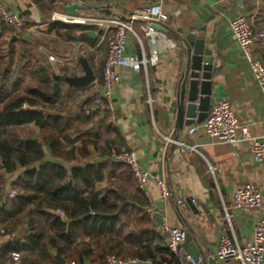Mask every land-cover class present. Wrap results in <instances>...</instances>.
Returning <instances> with one entry per match:
<instances>
[{
  "label": "crops",
  "instance_id": "0c3cea01",
  "mask_svg": "<svg viewBox=\"0 0 264 264\" xmlns=\"http://www.w3.org/2000/svg\"><path fill=\"white\" fill-rule=\"evenodd\" d=\"M1 1L7 11L18 13L23 21L21 28L4 25L11 31L4 39L7 47L14 48V58L19 49V42L14 40L22 38L29 43L27 55L33 56V68L42 65L50 74L51 104L40 103L31 108H51L53 115L68 117L75 125L80 124L77 116L82 102L98 91L110 30L52 21L51 17L56 14L70 19H127L144 7L161 11L166 16V21L159 25L164 31L154 30L156 25L144 30L142 21L132 24L133 33L129 34L125 48L127 65L117 70L119 84L112 90L113 112L92 113L91 120H86L78 131L91 133L96 143V148L93 145L87 148L89 161L101 162L104 158L101 149L106 144L133 152L150 175L145 188H138L146 197L147 209L154 215L153 219L149 217L153 227L160 232L163 225L184 230L176 215L177 206L203 252L202 264H207V258H212L213 264H222L215 258L220 239L239 246L251 240L254 224L264 217V205L262 209H239L234 206L232 196L248 185L264 195V161L252 160L249 142L232 148L199 129L189 135L187 130L198 126L209 111L196 110L194 124L186 125L187 85L182 110L179 90L185 54L182 41L191 34L203 40L216 64L212 77L214 101H228L240 126L251 137L264 138V96L229 30L231 20L246 16L255 34L264 33V0ZM73 2L86 7L78 11L76 18L62 11ZM255 50L264 64V38L256 41ZM38 53L43 60L35 64ZM48 56H53L55 61H49ZM134 60L141 62L137 69L130 66ZM42 71L39 69L36 75ZM88 74L93 81L83 85L82 79ZM29 83L35 85L33 81ZM26 84L28 78L22 85ZM28 127L35 129L33 125ZM76 135L72 134L73 139ZM163 137L194 146L196 152L180 154ZM80 161L77 154L75 162ZM6 179L8 183L12 181L10 176ZM156 179L164 181L169 192L167 199L160 198ZM186 198L193 200L192 210L177 204V200ZM159 201L164 202V209L158 212L163 217L162 224L155 218ZM16 236L22 238V234ZM6 242L7 237L0 235V246Z\"/></svg>",
  "mask_w": 264,
  "mask_h": 264
},
{
  "label": "trees",
  "instance_id": "16d2710c",
  "mask_svg": "<svg viewBox=\"0 0 264 264\" xmlns=\"http://www.w3.org/2000/svg\"><path fill=\"white\" fill-rule=\"evenodd\" d=\"M8 33L0 22V231L7 237L0 264H57L55 256L65 264H106L107 255L140 264H178L153 227L131 171L108 159L111 150L121 151L106 144L102 161H89L87 148L96 143L91 133L78 131L92 116L80 108L75 125L51 108H31L51 104L50 74L42 65L33 68L29 43L22 38L14 40L19 42L14 58L4 39ZM40 60L38 53L35 64ZM39 69L43 73L37 76ZM7 191L15 196L2 201Z\"/></svg>",
  "mask_w": 264,
  "mask_h": 264
},
{
  "label": "built area",
  "instance_id": "2783aa9c",
  "mask_svg": "<svg viewBox=\"0 0 264 264\" xmlns=\"http://www.w3.org/2000/svg\"><path fill=\"white\" fill-rule=\"evenodd\" d=\"M56 16H59L56 18ZM52 21H61L66 24H79L99 27L110 30V35L106 44V55L101 71V82L98 91L88 100L82 102L81 111L89 116L94 112L100 115L111 114L113 112V96L112 90L119 84V76L117 70L127 65L125 57V48L127 46L128 36L133 33L132 24L136 21L144 22V30H149L152 25H160L166 21V16L161 11H153L144 7L137 10L127 19L119 18H84L70 19L54 14ZM0 22L5 26H14L21 28L23 21L18 13L7 11L0 0ZM229 30L234 38L236 45L248 65L249 70L253 74L256 85L264 96V64L255 50L257 40L264 38V33L255 34L252 30L251 20L246 16H239L229 22ZM49 61H55L53 56H48ZM140 61L134 60L130 63L132 68L137 69ZM26 105H22L25 109ZM202 131L209 138L214 139L222 144L238 148L240 144L249 142L250 154L255 163L264 161V138L257 139L250 136L248 131L240 126L239 120L235 117L231 110V105L226 100H216L211 104L210 110L206 118L196 127H190L187 130L189 135L194 134L197 130ZM166 144H173L177 147L180 154H189L196 152L194 146H188L182 142L173 141L168 137H163ZM109 160L118 164L126 165L132 173L140 189H144L150 175L143 169L141 163L133 152L111 150ZM155 183L158 187L160 198L167 199L169 197L168 189L161 179H156ZM15 193L7 191L3 193L2 201L5 198H13ZM234 206L239 209H262L264 205V195L256 190L253 186H245L236 190L232 196ZM185 199L177 200L178 205H182ZM193 200H191L192 202ZM151 219L154 215L151 210H146ZM56 214L62 216L60 210ZM228 220V214L225 215ZM161 233L165 237V246L168 252L175 257L178 264H195L190 256H188L181 248L184 238V230L181 227H170L163 225ZM3 235V231H0ZM11 237H15L12 235ZM215 258L222 264H263L264 263V217H260L253 227L252 238L245 242L242 246L232 243L223 238L217 243L215 250ZM12 260L17 262L18 255L12 254ZM106 264H137L136 260L128 259L122 261L114 255L105 257ZM69 264H77L71 262Z\"/></svg>",
  "mask_w": 264,
  "mask_h": 264
},
{
  "label": "water",
  "instance_id": "95a60500",
  "mask_svg": "<svg viewBox=\"0 0 264 264\" xmlns=\"http://www.w3.org/2000/svg\"><path fill=\"white\" fill-rule=\"evenodd\" d=\"M86 7L78 2H73L62 8V11L71 18L78 17V11L85 10ZM156 31H164L159 25L153 26ZM185 47L184 54V69L182 73V80L179 90V109L183 108L185 88L187 85V104L185 106L186 125L194 124V117L196 110L201 113H207L210 105L213 103L214 98L212 96V77L215 72L216 64L212 60L211 51L204 47V42L201 39L195 38V36L188 34L183 39ZM93 81L91 74L86 75L82 79V84L86 85ZM181 112V111H180ZM182 121V114H180ZM179 126V125H178ZM191 199L186 198L182 206L185 209L192 210L190 205ZM155 218L162 224L163 217L158 213L164 209V202L159 201L156 203ZM176 215L181 225L184 227V238L181 244V248L184 252L191 257L195 264H202L203 252L200 249L197 241L193 238V232L187 225L183 216L179 212L178 207H175ZM57 264H65V262L58 256L54 257ZM201 260V261H200ZM212 258H207V264H213ZM140 264V263H137Z\"/></svg>",
  "mask_w": 264,
  "mask_h": 264
},
{
  "label": "bare ground",
  "instance_id": "6f19581e",
  "mask_svg": "<svg viewBox=\"0 0 264 264\" xmlns=\"http://www.w3.org/2000/svg\"><path fill=\"white\" fill-rule=\"evenodd\" d=\"M59 17V16H58ZM57 18V17H56Z\"/></svg>",
  "mask_w": 264,
  "mask_h": 264
}]
</instances>
